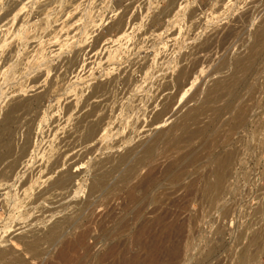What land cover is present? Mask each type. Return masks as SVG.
<instances>
[{
    "label": "rangeland",
    "instance_id": "rangeland-1",
    "mask_svg": "<svg viewBox=\"0 0 264 264\" xmlns=\"http://www.w3.org/2000/svg\"><path fill=\"white\" fill-rule=\"evenodd\" d=\"M262 33L264 0H0V125L14 95L41 87L0 140V156L27 146L0 186V239L59 228L60 246L88 229L70 264H264ZM228 155L223 192L206 199ZM64 172L72 184L53 188ZM105 173L108 188L91 193ZM7 244L59 263V246L33 260Z\"/></svg>",
    "mask_w": 264,
    "mask_h": 264
},
{
    "label": "bare ground",
    "instance_id": "bare-ground-1",
    "mask_svg": "<svg viewBox=\"0 0 264 264\" xmlns=\"http://www.w3.org/2000/svg\"><path fill=\"white\" fill-rule=\"evenodd\" d=\"M144 30V29H143ZM262 31V30H261ZM259 38H258V42L256 47L254 48V55L252 56V59L257 55L258 51L261 50L264 47V33L259 34ZM204 45V44H203ZM255 46V45H254ZM253 51V50H252ZM251 51V52H252ZM257 57V56H256ZM87 59H84L82 66L78 67V68H83V66L87 65L86 63ZM244 60V59H241ZM242 62V61H241ZM250 62L246 61L245 63H242L241 65L246 69L248 64ZM200 66V65H199ZM249 67V66H248ZM82 71V70H81ZM194 71V70H193ZM241 71V70H240ZM188 73V72H187ZM45 76V75H44ZM187 76V77H186ZM181 75L179 80L181 83L184 84V81H186V79L189 78V74L188 75ZM37 77V76H36ZM35 77V78H36ZM192 77V76H191ZM35 78H33V81L35 80ZM40 78V77H39ZM32 79V78H31ZM39 81V80H38ZM37 81V82H38ZM192 82V81H191ZM39 83V82H38ZM29 84V83H28ZM32 84V83H31ZM34 84V83H33ZM196 84V83H195ZM30 85V84H29ZM27 86L22 93H17L16 95H14L8 102V111L6 113L5 119L3 120L4 122L1 123L0 125V140L4 139L6 137V135L8 134V126L11 122H13L14 120V114L16 113L17 110H19L20 108H22L24 106V103L21 102V98L23 96H30V100L35 101L38 99V94H33V95H29L31 92H36L37 90H39L41 87L38 86L36 83L35 85H30ZM101 85V84H100ZM179 86V85H178ZM185 86V85H184ZM191 86V85H190ZM232 86V85H231ZM180 87V86H179ZM107 88V85H103L102 86H98L97 89L95 90L93 96H95L97 99L99 97H102V94ZM109 89V88H108ZM186 90V89H185ZM184 90V91H185ZM108 93L109 90H108ZM210 93V92H209ZM214 93V91H213ZM33 96V97H32ZM209 96V95H208ZM94 97V98H95ZM104 97V96H103ZM91 98V99H94ZM214 98V97H213ZM26 98H24L25 100ZM171 100V99H170ZM27 101V100H26ZM29 101V99H28ZM90 101V99H89ZM87 104V103H86ZM95 104V103H94ZM91 108V107H90ZM65 109H68V104H66ZM84 109V108H83ZM243 110V109H241ZM92 111V109H91ZM90 111V112H91ZM97 108L95 107L93 109V112H96ZM18 112V111H17ZM243 112V111H242ZM86 114V113H84ZM83 114V115H84ZM89 114V113H88ZM107 114V113H106ZM239 115V114H238ZM191 116V115H190ZM199 116V115H198ZM84 118V117H83ZM239 118V116H238ZM237 118V119H238ZM244 118V117H243ZM242 118V119H243ZM197 119V118H196ZM87 120V119H86ZM102 120V119H101ZM189 120V119H188ZM192 120V119H191ZM79 121V120H78ZM240 121V120H239ZM103 122V121H102ZM160 121H158L157 123H159ZM243 122V120H242ZM242 122L240 124H242ZM12 124V123H11ZM80 124V123H79ZM236 124V123H234ZM74 126V125H73ZM77 127V126H76ZM75 128V127H74ZM80 128V126H79ZM77 131V129H75ZM183 131V130H182ZM194 131V130H193ZM201 131V130H200ZM199 131V132H200ZM195 132V131H194ZM198 132V131H197ZM98 133V126L95 125L93 126L88 133L86 134V136L84 137L86 139V141L91 140L92 138H95V136ZM161 133V132H160ZM163 133V132H162ZM196 133V132H195ZM201 133V132H200ZM193 134V133H192ZM161 135V134H160ZM72 137V136H71ZM70 137V138H71ZM190 137V136H189ZM162 139V138H161ZM168 139V138H167ZM179 139V138H178ZM84 140V139H83ZM160 138H156V139H152V141L148 144V146L146 147V150H144L146 152V156L149 158L152 156L156 145L158 144ZM164 140V139H163ZM192 140V139H191ZM26 141V140H25ZM178 141V140H177ZM83 142V141H81ZM179 142V141H178ZM189 142V141H188ZM192 142V141H191ZM180 143H182L180 141ZM69 147V146H68ZM63 149V148H62ZM136 149V148H134ZM190 150V149H189ZM65 151V150H63ZM201 151V150H200ZM156 152V151H155ZM130 153V152H129ZM1 154V153H0ZM64 154V153H63ZM27 155V146H23L22 148H17L14 145H7L5 146L4 149V153L3 155L0 156V183L2 182V184H0V186H5L8 182H11L14 179V174H15V170L17 168V166L22 162V160L25 158V156ZM145 156V155H144ZM129 156H120L117 160L118 163L123 165L127 160H128ZM113 159V158H112ZM145 160V159H144ZM199 160V159H198ZM215 160V159H214ZM217 160V159H216ZM231 157H229V155L227 157L224 158H220L218 159L217 162V169L216 172L214 174V181L209 183L208 182L206 184H208L206 186L204 190V195L205 198L208 197H213L215 198H219V194L222 193L221 190L223 189V185L225 183L226 177H227V173H228V169L229 166L231 165ZM25 161V160H24ZM153 160H149V162L151 163ZM215 162V161H214ZM23 163V162H22ZM140 163V162H139ZM58 164V161L56 162V165ZM215 165V164H214ZM214 166V168H216ZM159 168V167H158ZM169 168V167H168ZM115 169V168H114ZM155 170V169H154ZM163 170V169H162ZM99 171V170H98ZM158 171V170H157ZM153 172V170H152ZM160 172V171H159ZM150 173V172H149ZM163 173V172H162ZM130 174V173H129ZM152 174V173H151ZM100 175V174H99ZM148 175V174H146ZM96 176V175H95ZM152 176V175H151ZM154 176V175H153ZM152 176V177H153ZM158 176V175H157ZM132 177V176H131ZM149 177V176H148ZM151 177V179H152ZM159 177V176H158ZM180 176H178L179 178ZM75 175L71 174L70 172H64L62 174H60V176H58V178L56 179V181L54 182V184L52 185L53 188H64L65 186L69 187L72 184V181L74 180ZM107 178H109L108 173H105L103 175H101L99 178H97L91 187V193H95V192H99L101 190H106L107 187V181H109ZM148 179V178H147ZM150 179V180H151ZM141 180V179H140ZM175 180V179H174ZM177 180V179H176ZM180 180V179H178ZM146 181V180H145ZM144 181V182H145ZM211 181V180H210ZM125 182V181H124ZM144 184V183H143ZM149 184V183H148ZM196 185V184H195ZM144 188V187H143ZM204 188V187H203ZM132 189V188H131ZM137 187H133L132 191L130 192V198H135L136 197V193H137ZM203 194V193H202ZM208 197L206 199H208ZM221 197V196H220ZM213 202V200H212ZM128 206V205H127ZM155 211V210H154ZM48 217V216H47ZM68 218V217H67ZM72 222V221H71ZM74 222V221H73ZM159 222V221H158ZM57 223V222H56ZM61 223V222H60ZM50 224V223H49ZM126 224V223H125ZM56 227H59L56 226ZM94 227V226H93ZM51 229V228H49ZM21 230V228L16 229L12 232L15 233L17 231ZM65 230V229H64ZM63 230V231H64ZM93 230V229H91ZM145 230V229H144ZM91 232V231H90ZM141 232V231H140ZM61 233L62 230H59V228H54L50 231H48V233H46L44 236L42 237H38L37 239H35L32 242H28L26 241L28 238L27 236H25L23 234V232L16 234V235H11L10 236H6L2 239H0V264H30L29 262H27V260L25 259L24 256H21L20 254L18 255L17 250H15L14 248H12V246L8 245L7 243L9 241H14L18 246L22 245L24 247V250L27 254H30L31 259H38V257L45 255V254H51L50 250H48L47 248H43V245H45V243H48L50 246L52 247H57L58 245V240L61 238ZM141 235V234H140ZM146 235V234H145ZM89 230L88 229H83L81 230L78 234L74 235L73 237L65 240V241H61L62 243L59 246V252H57L58 254L55 255L57 256L56 259L58 260V264H70V263H74L78 258L80 253L85 250L87 248L88 245V239H89ZM138 237V236H137ZM47 244V245H48ZM45 245V247L47 246ZM136 245V244H135ZM23 252V251H22ZM178 253V252H177ZM105 255V254H104ZM28 256V255H27ZM54 256V259H55ZM88 256V255H87ZM86 256V257H87ZM124 256V255H123ZM105 258V257H104ZM101 259V258H100ZM50 260V259H49ZM160 260V259H159ZM100 261V260H99ZM153 261V260H152ZM84 261L82 260L80 264H84ZM92 263V262H91ZM50 264V262L48 263ZM52 264V262H51ZM77 264V263H76ZM79 264V263H78ZM132 264H137L136 262H133Z\"/></svg>",
    "mask_w": 264,
    "mask_h": 264
}]
</instances>
